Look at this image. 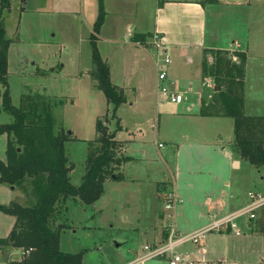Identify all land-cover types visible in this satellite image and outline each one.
Wrapping results in <instances>:
<instances>
[{"label":"rangeland","instance_id":"obj_1","mask_svg":"<svg viewBox=\"0 0 264 264\" xmlns=\"http://www.w3.org/2000/svg\"><path fill=\"white\" fill-rule=\"evenodd\" d=\"M37 1H21V6L25 9L21 18L16 12L18 7L11 10L9 7L5 13L7 33L11 38L17 39L8 54L7 81L11 103L24 107L23 97L27 94H41L50 99L55 130L70 132V139L64 146L65 155L69 163L73 164L74 173L70 180L74 185L82 180L89 141L96 138L95 123L98 118H101L110 132H114V138L123 144L132 140L131 149H126L125 154L137 159L125 171L132 179L108 178L109 180L103 183L102 194L91 205H84L79 201L75 203L72 198H68L61 208L59 207V211L53 214L51 225H63L60 231L61 250L68 253L82 252L81 264H126L131 261L141 253L143 244L152 243L146 242L151 240L150 236L141 234L143 228L151 221L149 210L156 209L160 215L164 196L169 189H173L170 188L171 185L168 188L167 185H157V188L163 187V190L161 197L155 199L154 180L171 181V172L173 177L175 175L178 195L183 199V203L178 205L177 212L175 211V223L180 227L197 223L195 216L205 210L203 207L193 209L191 200L186 196V185L188 191L196 198H201L202 191H209L213 197L212 202H215L214 199L239 200L247 190L264 193V166L256 168L243 161L241 167H234L231 163L235 153L231 117L206 115L213 118L201 119L197 123L204 126L206 132L200 136L191 129L194 119L184 116L198 112L201 103H209L213 93L219 89L210 78L209 81H201L197 59L193 58L191 63L187 62L185 56H177L172 60L170 58V64L160 63L156 68L150 59L144 58L138 68L133 70L132 60L128 56L112 45L109 47L108 43H101L103 53L108 51L111 57L109 60L115 83L123 81L130 87L141 79L148 90V94L138 97L134 105L120 104L114 111L116 118L111 117L112 106L106 102L104 94L94 88L90 75L83 74L90 69L89 74L93 67L89 43L66 42V18L36 13V8L39 7ZM238 19L239 23L230 19L228 22V18L222 22L224 27L233 31L229 23L235 26V29L240 28L243 19ZM16 26H19L17 33ZM52 28L58 32L54 37H51L50 33ZM244 28L246 38L243 39V44L248 52L245 108L250 112L261 113L264 112V13L252 7ZM239 33H243V27ZM72 45L78 46L80 52H75ZM205 57L209 63L212 62V55L207 53ZM158 58L162 59L163 55L160 54ZM235 62H239V59ZM161 69L167 72L165 84L174 91L184 92L186 101L175 105L159 98V103L155 105V78L157 71ZM126 71L129 75L125 78ZM81 72L83 75L78 76ZM134 95L137 97L129 88L127 96L132 98ZM163 101L164 103H161ZM247 111L245 110V113ZM11 121L12 116L0 107V124ZM215 132L217 133L213 135ZM6 143V136L0 133L2 161L5 160ZM158 143H162L163 147H158ZM171 146H174L173 154L170 153ZM115 169V174H119ZM14 186L21 192L24 205L35 200L30 179H26L22 185ZM189 204L190 208L182 212V208ZM164 230L165 227L161 233ZM213 234L208 233L206 238L212 237ZM237 240L244 243L243 246ZM228 242L227 245H232V248L227 251L225 240L215 242L219 247V260L191 255L192 264H264V234L253 237L245 232L241 237L233 236ZM197 248L187 242L178 249L189 253ZM9 252L14 260L22 257L18 248L10 249ZM2 261L3 255L0 252V263L7 264L8 258ZM144 264L167 262L164 259L152 258Z\"/></svg>","mask_w":264,"mask_h":264},{"label":"trees","instance_id":"obj_2","mask_svg":"<svg viewBox=\"0 0 264 264\" xmlns=\"http://www.w3.org/2000/svg\"><path fill=\"white\" fill-rule=\"evenodd\" d=\"M97 1L98 15L90 35L93 67L89 75L94 88L100 90L112 106L111 117H115L114 111L125 102V95L110 81L109 66L101 58L95 43V34L105 17L103 0ZM217 3V0L200 2L202 6ZM9 7L10 0H0V107L12 116L11 122L0 124V133L7 136L5 161L0 160V183L22 185L30 179L31 191L36 198L26 205L16 201L0 205L1 211L15 218L9 234L0 238V249L10 246L24 251L19 260H10L7 264H81L82 252L68 253L60 249L63 225L53 227L51 218L68 198L84 205L94 203L102 194L106 179H121L114 169L130 157L117 154L120 143L114 138V132L98 118L96 138L89 142L82 180L79 185L71 183L69 172L73 164L69 163L64 146L70 136L64 130H55L50 99L41 94H27L23 97L24 107L11 103L7 81V50L11 40L5 36L2 23V14ZM148 36L133 35L131 40L144 43ZM207 53L212 55L210 63L205 57ZM233 54L239 62L232 61L227 50H205L201 62L202 77L212 79L219 89L209 103H201L199 113L231 117L237 155L259 168L264 166V117L243 112L246 56L242 51Z\"/></svg>","mask_w":264,"mask_h":264},{"label":"crops","instance_id":"obj_3","mask_svg":"<svg viewBox=\"0 0 264 264\" xmlns=\"http://www.w3.org/2000/svg\"><path fill=\"white\" fill-rule=\"evenodd\" d=\"M22 0H10V10L12 8L18 7L19 18L22 17L25 12L24 7H22ZM202 0H103V7L105 11V17L103 24L101 25L98 34H95V43L101 58L107 62L109 66V77L110 81L113 85L120 88L125 95V102L122 105H134L137 101L138 97H143L148 94V90H146L145 86L141 79H139L134 85L130 87L125 85V82L115 83L113 79V70L112 65L110 63L108 51L103 53L101 50V43H108V46L120 50L123 55L128 56L130 60H132L131 69L136 70L139 66V63L142 59L147 58L150 59L152 64L155 66L158 58L157 51L154 49L153 42L154 36H156L155 41L161 44V49L165 51L169 58V63L173 57H182L185 56L187 62L193 61L197 59L199 61V66L201 70V62L203 59V55L205 50H227L231 51H242L245 53L246 60L244 63V108L243 112L245 115L249 116H263L264 112L256 113L247 111L245 108L246 99V64L248 60V52L244 49L243 40L246 38V29L244 25L249 18V12L252 10V7H256V10L264 13V0H217V4H206L202 6L200 4ZM36 8V13L43 15H51L57 17H63L67 20V38L66 42L73 43H83L88 42L90 46V56H91V43H90V35L92 32L93 24L98 15V1L97 0H38ZM26 5V4H25ZM24 5V6H25ZM15 6V7H14ZM9 10V11H10ZM4 11L2 14V23L5 30V36L11 40L8 50H7V61L8 54L13 45V42L16 40L14 37H10L8 35L5 20L6 13ZM234 15V16H230ZM238 15V17H237ZM243 19L242 25L243 33L240 34V28L236 29L229 23L232 27L233 31L224 27V23L222 20H226L228 18L233 21L240 22L238 18ZM244 24V25H243ZM18 28V29H17ZM19 30V26H16L15 33ZM14 33V34H15ZM51 37H54L58 34L54 28L50 31ZM14 34L12 36H14ZM133 35H150L146 38L144 43H139L136 41H132L131 37ZM238 37V38H236ZM242 37V38H241ZM17 38V37H16ZM239 38L241 41H239ZM65 40V39H64ZM75 52L79 53L80 48L78 46L72 45ZM160 55V54H159ZM167 64V65H168ZM90 69H87V76H89L88 72ZM8 71V70H7ZM82 72L78 76L83 75ZM201 74V73H200ZM129 75L128 72H125L124 77ZM123 77V79H124ZM209 81V78H203L201 74V81ZM125 80V79H124ZM156 80V78H155ZM91 81V79H90ZM91 83V82H90ZM92 84V83H91ZM92 87V86H91ZM131 88L136 95L132 98L127 96V90ZM155 92V105L159 103V98L161 100H166L165 96ZM158 93V94H157ZM150 95V92H149ZM161 95V96H159ZM167 101V100H166ZM161 103H164L161 102ZM183 103V102H182ZM178 105V104H175ZM200 106V105H199ZM245 110L247 111L245 113ZM157 111V110H156ZM189 115V116H188ZM192 115V116H190ZM185 117H192L194 120L191 124V129L195 134L203 135L204 129L202 125H199L201 119L213 118L206 117V115H201L196 111L195 113L186 114ZM190 124V123H188ZM197 128V129H196ZM187 129L189 130V126L187 125ZM188 132V131H187ZM186 133V131H185ZM206 133V132H205ZM217 132L213 133L215 135ZM6 136V134H4ZM212 135V136H213ZM75 136H72V138ZM116 139V138H115ZM7 140V136H6ZM117 140V139H116ZM92 141V140H91ZM119 145V150L117 151L118 155L129 156L130 160L121 163L116 167V171L121 175V179L124 177H130L125 174L126 168L129 165H132L137 159L130 155L125 154L126 149H131L130 141L128 144H123L119 140H117ZM234 141V140H233ZM90 142V141H89ZM175 143V142H174ZM158 147H163L159 146ZM224 148V147H223ZM171 154L174 153V146H171ZM5 161V160H4ZM247 162L245 159L241 158L237 155L236 151L234 156L231 159V163L234 167H241L242 163ZM235 163H237L235 165ZM197 166V165H196ZM171 172V170H170ZM72 173H74L73 169L69 172V178L71 179ZM84 174V173H83ZM171 181L167 179L157 180L155 179V199L157 197H161L163 187L167 185L170 186L169 191H173L177 194L179 198H181V202L176 205V207L183 203V199L180 195H178V187L176 184V180L174 179L171 172ZM83 177V175H82ZM81 177V179H82ZM213 177V176H212ZM132 179V177H130ZM159 178V177H158ZM262 179V177H260ZM109 179H106L107 181ZM71 181V180H70ZM104 181V182H105ZM81 182V181H80ZM72 183V182H71ZM73 184V183H72ZM78 183L77 185H79ZM157 185L163 186L157 188ZM187 187V185H186ZM185 187L186 196L189 200H191V206L194 208L203 207L205 208L204 212L198 213L195 218H197V223L185 225L184 227H180V225H176L175 223V213H174V227H176V231L178 233H187L193 230H196L204 225H206L210 221V214H216L218 216L225 215L230 212L236 211L242 208L248 202L247 190L246 194L243 195L239 200L229 199H221L213 201V197L209 191H202L203 195L201 198H196L194 194L188 191ZM167 190V189H166ZM167 191V192H169ZM165 192V191H164ZM263 192V191H260ZM160 194V195H159ZM165 194V193H164ZM180 194V193H179ZM202 199V200H201ZM200 200V201H199ZM11 201H16L21 205L24 203L21 200V192L18 187L14 185H9L6 183H0V205H7ZM77 203V202H75ZM80 203V202H79ZM190 204L185 208H182V212L186 210V208H190ZM175 207V211L177 209ZM181 209V208H180ZM179 209V211H180ZM153 209L150 211L151 221L150 223L143 228L141 234L150 236L151 240L146 242L158 243L164 239V235H167L168 231L164 230L161 233V230L166 227L168 221L165 216V211L162 208V212L160 215L157 214V210ZM152 212V213H151ZM179 213V212H178ZM177 214V213H176ZM14 216L5 214L0 211V238L6 237L12 226L14 224ZM261 219H257L254 221H250L244 223L240 222L241 233L239 235H235L230 231H220L213 232L212 237L204 238L201 240L198 248L195 249L194 252L185 253L188 254L190 259L191 255H194L197 258L207 257L212 258V260H219L217 255L219 253V247L215 244V242L224 241L226 242L225 251L229 248H232V245H227L229 243V239L232 240L233 236L241 237L243 233H247L248 236H259L264 234V222ZM145 229V231H144ZM241 238H239L240 240ZM239 240L238 243H241ZM146 244V243H145ZM239 244V245H240ZM182 246V245H181ZM179 246V248L181 247ZM223 246V245H222ZM10 249H14V247L6 246L3 249H0V252L3 255V250L7 254L8 261L14 260L11 257ZM20 250V255H23L24 251L22 248H18ZM181 250V249H180ZM182 251V250H181ZM136 254V252L134 253ZM195 260V259H194ZM4 261V258H3ZM2 261V262H3ZM6 261V260H5ZM196 262H199L195 260ZM2 264V263H0Z\"/></svg>","mask_w":264,"mask_h":264},{"label":"built area","instance_id":"obj_4","mask_svg":"<svg viewBox=\"0 0 264 264\" xmlns=\"http://www.w3.org/2000/svg\"><path fill=\"white\" fill-rule=\"evenodd\" d=\"M154 36L153 46L157 51V55H163L162 59H158L155 67L160 63L167 65L169 58L165 51L161 49V44L155 41ZM234 50L228 51L229 57L233 61L237 60V56L233 54ZM167 79V72L164 69L158 70L156 74V91L166 100L173 104H180L186 101L185 93L181 91H174L170 89L165 81ZM161 144H159L160 146ZM248 202L242 208L230 212L225 215L210 214V221L191 232L178 233L174 227V213L175 207L181 202V198L173 191H169L164 196L163 208L165 216L168 221L165 229L168 231L166 237L158 243L143 244L141 253L136 255L131 261L126 264H144L145 261L152 258H160L166 260L167 264H192L193 261L189 259L188 254L179 250V246L184 243H191L199 245L201 240L210 232L230 231L235 235L241 233L240 222L244 223L261 219L264 222V193L249 191L247 193Z\"/></svg>","mask_w":264,"mask_h":264},{"label":"water","instance_id":"obj_5","mask_svg":"<svg viewBox=\"0 0 264 264\" xmlns=\"http://www.w3.org/2000/svg\"><path fill=\"white\" fill-rule=\"evenodd\" d=\"M68 133H70V132H68ZM3 258H4V261L7 259V254H6V252L4 250H3Z\"/></svg>","mask_w":264,"mask_h":264}]
</instances>
